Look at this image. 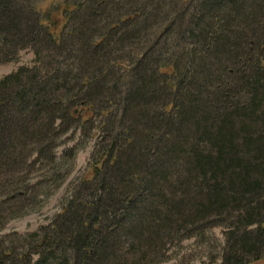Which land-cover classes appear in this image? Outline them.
<instances>
[{
  "label": "trees",
  "instance_id": "1",
  "mask_svg": "<svg viewBox=\"0 0 264 264\" xmlns=\"http://www.w3.org/2000/svg\"><path fill=\"white\" fill-rule=\"evenodd\" d=\"M48 1L0 0V64L35 54L0 82V225L72 108L109 121L107 138L48 228L0 238V264H157L221 223L220 264H264V0H186L177 22L178 0ZM172 30L173 58L145 53ZM112 60L132 70L125 89ZM76 156L51 165L52 189Z\"/></svg>",
  "mask_w": 264,
  "mask_h": 264
},
{
  "label": "rangeland",
  "instance_id": "2",
  "mask_svg": "<svg viewBox=\"0 0 264 264\" xmlns=\"http://www.w3.org/2000/svg\"><path fill=\"white\" fill-rule=\"evenodd\" d=\"M47 1L48 0H43L44 3ZM178 1L177 10L171 15L170 21L172 22H177V17L179 15L178 9L180 11V6H182L186 0ZM41 5H43V3ZM186 10L187 7L184 11ZM172 31L174 32L161 39H158L159 37L153 33L155 35L149 41L145 42V53L150 56H155L157 53L162 52L164 58H173L174 53L179 49V45H183V43L178 40L175 30ZM155 41L156 43L154 44ZM46 53L47 52L44 54ZM116 54H118V52ZM77 58L76 56L70 59L58 57V59L56 58L58 66L54 69L71 67ZM34 59V51L32 49H24L12 60L1 63L0 82L6 76L18 71V69L23 67L32 68ZM111 65L122 75L121 82L118 84L119 88L125 89L126 86L123 81L125 80L129 84L132 82V70L128 65L126 66L120 63L118 60H112ZM134 81L135 80H133V82ZM155 106H157L156 109L159 110L161 105L157 104ZM13 108L14 107L11 108V113L17 116ZM71 110L72 116L68 119L69 122L64 121L63 123L60 122L62 125L59 124L62 130H68L60 137L59 143L55 148L53 153L54 162L51 160L48 161L44 155L40 154L37 147L33 148V154L31 155L33 158L31 162L39 158L38 163H35L32 169L28 167L23 169V175H21L25 183L27 182V199L20 202V204H14L12 207H10V205H5L7 209L5 212L11 210L18 215L8 220L3 226L0 225V238L5 240L11 238L12 234L28 235L33 232H38L40 227L48 228V225H51L55 215L62 209L65 197H69V190H72L73 187L79 183V178L86 172L87 166L91 162L92 155L97 150L100 141L103 138H107V134L103 129L109 121L106 119L101 120V118H97L92 113L81 114V111L78 110L77 107ZM118 130L117 127V131ZM75 148L77 149V156L73 169H71L70 173L67 174L63 182L59 184L57 188L52 189L53 183L49 181V176H47L51 165L56 166L55 163L61 160V157L67 150L69 151ZM64 171L65 169H62L61 172ZM45 181L47 182L45 183ZM34 187H36V193L31 190ZM227 227L228 225L225 223L212 225L210 228L207 227L201 232H196L197 234L195 233L191 237L183 238L179 242L173 243L170 247L168 245L164 260L162 259L163 261L157 264H220L225 249L227 248V234L230 232ZM34 258H36L35 255Z\"/></svg>",
  "mask_w": 264,
  "mask_h": 264
}]
</instances>
